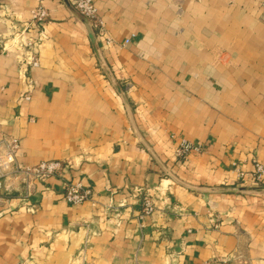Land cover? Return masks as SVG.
<instances>
[{"label":"crops","instance_id":"0c3cea01","mask_svg":"<svg viewBox=\"0 0 264 264\" xmlns=\"http://www.w3.org/2000/svg\"><path fill=\"white\" fill-rule=\"evenodd\" d=\"M95 2L103 58L151 151L64 1L0 0V142L18 140L21 164L72 163L29 203L7 201L0 264H264V182L251 180L264 166V0ZM40 5L48 39L28 86L29 54L12 37ZM180 139L205 149L179 162ZM163 167L195 188L239 190L197 192ZM65 179L92 198L67 203Z\"/></svg>","mask_w":264,"mask_h":264},{"label":"rangeland","instance_id":"374dc122","mask_svg":"<svg viewBox=\"0 0 264 264\" xmlns=\"http://www.w3.org/2000/svg\"><path fill=\"white\" fill-rule=\"evenodd\" d=\"M71 4H72V2H71ZM39 7L45 9V11L47 12L48 19L45 22H46V25L49 24V22H50V13H49L48 9H46V7H44L43 5H40L37 8H39ZM36 9H34V10H36ZM32 12H31L30 26L29 27L21 26L20 28L17 29L16 34L14 33L13 37H12V39L14 40L13 43L15 44V46H19L20 49L24 48L25 49V53H28L29 55L32 54V53H36L34 51L35 47L38 44H40L43 41H45L46 39H48L47 34L43 33L45 28L42 27L41 29L39 28L40 29L39 30L35 26L36 22H35V19L33 17V13ZM72 17L77 20V18H75L73 15H72ZM92 25H93V29L96 32L97 40H98L99 37H105L106 36V33H105L103 25L102 26L99 25V24L95 25L93 23H92ZM82 27H83V25H82ZM83 29L85 30L84 27H83ZM85 33L87 35L86 30H85ZM17 34H20V36L22 38L21 40H18ZM27 35L34 36V37L31 38V39H34V40H28V41L26 40V41H24L23 37L24 36L27 37ZM30 41H33L34 44L30 45V43H29ZM98 42H99V40H98ZM99 45H100V42H99ZM91 46H92V44H91ZM100 48H101V45H100ZM8 51H9V49L6 46L2 47V49L0 51V54H7ZM35 56L38 57V59H39V56H38L37 53L35 54ZM25 62H26V60L24 61V63ZM28 71H29V69L27 68V70H26V67L23 69V72L25 74V78H27V84H28V86H31L32 85L30 83L31 79L27 75ZM123 89H124V91L126 93V96H127L126 88L123 87ZM117 96L119 97L120 101H122V103H123V100L119 96L118 93H117ZM22 98L25 99V100H30V92L28 91L27 93H25L22 96ZM181 140H183V139H180V141ZM14 148H17L16 149L17 151L15 153L16 154L15 160L11 164H9V162L7 161V158H8L7 155H9L10 151L12 149H14ZM19 151H20V145H19L18 140H16V139L6 138V139H4L3 141L0 142V213L4 210V208L6 207V205H7V203L9 201L21 200V202H19L21 205L24 204V203H27L28 201H30V198L33 196L31 192L35 188L34 184L37 181H41V179L36 175V173L32 172L33 167H35L36 165H38L41 162H55V161L59 162V161H64V160H52V161L49 160V161H41V162H39L37 164L36 163L35 164H30V165L21 164V163H19V161L17 159ZM197 154H201V153H197ZM178 158L179 157L177 156V152H176V160H178L179 162H184L186 160V159H182L181 157L179 159ZM42 180H45V179H42ZM25 206L27 207V210H31V209L34 208V207H32V205H29V204H27ZM19 264H30V262H29V259H25L23 262H21Z\"/></svg>","mask_w":264,"mask_h":264},{"label":"built area","instance_id":"2783aa9c","mask_svg":"<svg viewBox=\"0 0 264 264\" xmlns=\"http://www.w3.org/2000/svg\"><path fill=\"white\" fill-rule=\"evenodd\" d=\"M74 7L84 16L86 17L91 23L93 24H99L103 25V21L101 17L98 14L97 7H96V2L95 0H73L71 1ZM33 17L35 19V26L39 29L42 27L45 28L46 26V20L48 19L47 12L45 9L39 7L33 12ZM38 26H37V25ZM39 29V30H40ZM44 33V32H43ZM135 35H132L130 38L126 39L123 42V46L129 45L133 39L135 38ZM18 40H21L20 34H17ZM30 45L34 44L33 41L29 42ZM36 53L30 54L26 62L23 63L24 68L26 67L29 69L39 67V62L40 60L38 57L35 56ZM177 156L182 159H187L189 155L194 154V153H201L205 149L204 145L193 143L190 141H187L185 139L181 140L178 143L177 146ZM17 148H14L10 151L7 161L9 164H11L15 160L16 156V150ZM178 158V159H179ZM70 162L68 161H55V162H41L35 167H33L32 172L36 173V175L42 180V179H49L53 177H62L63 178V173L67 168L71 167ZM244 174H241L242 178L244 177ZM251 180L256 183L260 184L264 182V166L262 164L256 163L255 164V170L253 174L251 175ZM65 181V186H64V193H63V199L71 204V205H82L85 202L89 201L92 196H93V191L85 187V185L81 182H70V180H64ZM246 181V180H245ZM153 204L152 200L150 197H146L143 200V216L142 218H145L147 216H150L153 212Z\"/></svg>","mask_w":264,"mask_h":264},{"label":"water","instance_id":"95a60500","mask_svg":"<svg viewBox=\"0 0 264 264\" xmlns=\"http://www.w3.org/2000/svg\"><path fill=\"white\" fill-rule=\"evenodd\" d=\"M64 4L66 5V7L68 8V10L70 11V13L77 18V20L83 25V27L85 28L87 35L90 39V42L92 44L94 53L96 58L98 59V62L104 72V74L106 75V77L108 78V80L110 81L111 85L113 86V88L115 89V91L119 94V96L122 98L123 103L125 105V108L127 110V114L129 116V119L131 121V124L133 126V129L137 135V137L140 139V141L142 142V144L149 150L151 151V149L148 147L147 143L143 140V138L141 137V135L138 133L136 124H135V119L133 117L132 114V109L131 106L128 102L126 93L122 87V85H120V83L115 79L109 65L105 62L103 55H102V51L99 45V42L97 40V36H96V32L93 29V25L92 23L86 18L84 17L81 13L78 12V10L71 4L70 0H63ZM164 170L166 171V174L172 178L173 180H175L177 183H179L180 185L188 188V189H192L194 191L197 192H211V191H222V192H234L237 191L239 189H233V188H215V189H210V188H195L192 187L190 185H187L183 182H181L178 178H176L171 172H169L165 167H163Z\"/></svg>","mask_w":264,"mask_h":264}]
</instances>
